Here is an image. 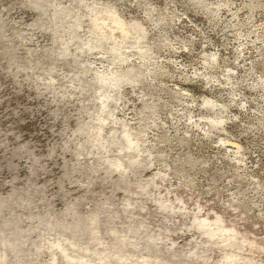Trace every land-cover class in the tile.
Returning <instances> with one entry per match:
<instances>
[{"label":"rangeland","instance_id":"rangeland-1","mask_svg":"<svg viewBox=\"0 0 264 264\" xmlns=\"http://www.w3.org/2000/svg\"><path fill=\"white\" fill-rule=\"evenodd\" d=\"M0 264H264V0H0Z\"/></svg>","mask_w":264,"mask_h":264}]
</instances>
